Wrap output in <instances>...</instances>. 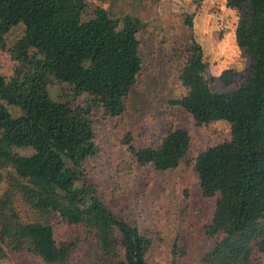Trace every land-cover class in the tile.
Returning a JSON list of instances; mask_svg holds the SVG:
<instances>
[{"label": "trees", "instance_id": "trees-1", "mask_svg": "<svg viewBox=\"0 0 264 264\" xmlns=\"http://www.w3.org/2000/svg\"><path fill=\"white\" fill-rule=\"evenodd\" d=\"M88 2L0 0V49L15 63L10 77L0 73V169L14 173L8 188L0 187V262L25 250L43 264H67L83 249L89 264H148L150 237L113 214L91 184L76 185L83 163L97 152L94 113L118 117L125 112L142 70L138 34L146 26L136 15L115 18L97 5L85 18ZM225 5L239 15L234 38L247 58L244 80L231 91L211 89L202 48L193 36L194 15H188V39L173 55L186 93L170 103L196 126L222 121L230 130L228 140L208 146L194 159L201 195L215 198L204 234L217 241L200 264H262L264 0H225ZM18 25L23 33L7 47L5 35ZM237 77L236 70L226 69L218 81L232 86ZM55 82L69 89L58 101L48 93ZM3 103L18 108L20 115L12 117ZM14 147L33 153L20 156ZM190 147L188 131L177 128L158 146L130 150L140 166L166 171L177 168ZM15 196L34 213L29 221H20L13 209ZM55 223L81 232L57 241Z\"/></svg>", "mask_w": 264, "mask_h": 264}, {"label": "rangeland", "instance_id": "rangeland-1", "mask_svg": "<svg viewBox=\"0 0 264 264\" xmlns=\"http://www.w3.org/2000/svg\"><path fill=\"white\" fill-rule=\"evenodd\" d=\"M89 3L85 18L92 17L93 8L102 6L115 18L136 15L146 23L138 34L139 54L143 60L136 83L126 99L125 112L118 117L106 116L102 110L93 115L97 152L82 165V179L91 184L102 203L116 216L135 225L152 240L147 254L148 264H200L202 256L217 241L204 234L210 222L215 198L201 195L193 170L194 159L208 146L230 138L226 122L196 126L189 114L173 99L186 93L178 80L179 62L176 50L182 51L189 30L184 20L193 16V36L203 51L205 76L214 91H231L246 76L247 58L235 43L234 32L239 15L222 0H106ZM23 33V26L13 27L5 35L7 47L14 45ZM15 63L9 53L0 49V73L10 77ZM234 69L238 77L232 86H223L218 76ZM51 99L61 100L69 89L57 82L48 86ZM84 100V96L78 99ZM12 117L20 110L3 103ZM187 130L191 147L187 157L172 170L156 171L152 166H140L130 147H155L173 129ZM13 153L29 156L31 148L14 147ZM72 168V165L67 162ZM12 169H0L1 190L8 188ZM13 209L20 221H29L34 213L20 196L13 197ZM57 241L79 234L77 227L55 223ZM0 264H43L26 252L8 254ZM67 264H89L83 249L77 251ZM264 264V261L262 262Z\"/></svg>", "mask_w": 264, "mask_h": 264}, {"label": "crops", "instance_id": "crops-1", "mask_svg": "<svg viewBox=\"0 0 264 264\" xmlns=\"http://www.w3.org/2000/svg\"><path fill=\"white\" fill-rule=\"evenodd\" d=\"M90 1L93 2V3H101L99 0H90ZM222 3L225 4V0H222Z\"/></svg>", "mask_w": 264, "mask_h": 264}]
</instances>
